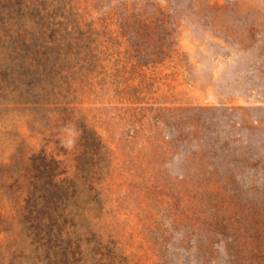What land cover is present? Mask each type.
<instances>
[{
	"label": "rangeland",
	"instance_id": "1",
	"mask_svg": "<svg viewBox=\"0 0 264 264\" xmlns=\"http://www.w3.org/2000/svg\"><path fill=\"white\" fill-rule=\"evenodd\" d=\"M72 2L97 52L75 96L111 153L104 232L136 264H264V0ZM32 116L0 111V251L22 241L30 156L75 170V125L49 141Z\"/></svg>",
	"mask_w": 264,
	"mask_h": 264
},
{
	"label": "trees",
	"instance_id": "2",
	"mask_svg": "<svg viewBox=\"0 0 264 264\" xmlns=\"http://www.w3.org/2000/svg\"><path fill=\"white\" fill-rule=\"evenodd\" d=\"M93 44L72 0H0V111L31 112L49 141L69 124L78 131L72 174L44 149L30 156L22 241L1 249L0 264H136L104 232L111 153L76 106Z\"/></svg>",
	"mask_w": 264,
	"mask_h": 264
}]
</instances>
